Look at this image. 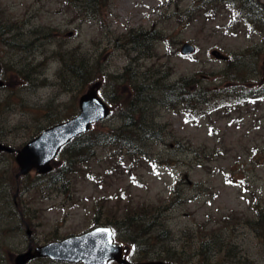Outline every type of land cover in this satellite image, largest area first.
Listing matches in <instances>:
<instances>
[{
  "label": "rangeland",
  "instance_id": "374dc122",
  "mask_svg": "<svg viewBox=\"0 0 264 264\" xmlns=\"http://www.w3.org/2000/svg\"><path fill=\"white\" fill-rule=\"evenodd\" d=\"M215 1L0 0V142L20 149L75 117L93 87L124 100L89 132L90 159L59 183L65 156L50 175L17 179L15 155L0 154V264H14L30 239L43 246L97 226L119 230L131 262L196 255L220 236L240 264H264L250 227L264 209V0H254L262 9L254 26L237 20L246 0ZM185 43L196 54L181 56ZM193 77L191 93L202 89L208 103L175 105L166 87ZM125 104L141 112L135 152L99 138L124 126ZM128 217L155 224L152 237L130 242L119 226Z\"/></svg>",
  "mask_w": 264,
  "mask_h": 264
},
{
  "label": "water",
  "instance_id": "95a60500",
  "mask_svg": "<svg viewBox=\"0 0 264 264\" xmlns=\"http://www.w3.org/2000/svg\"><path fill=\"white\" fill-rule=\"evenodd\" d=\"M183 56L195 53L190 44L182 47ZM218 59H225L220 53H214ZM5 86L0 75V89ZM81 114L76 118L44 131L39 137L30 141L22 149L15 150L0 142V153H16V163L20 168L17 179L29 175L33 170L40 175H47L52 170V162L61 149L75 138L88 133L91 127L110 115V108L100 98L98 90L93 88L79 101ZM28 236H31L29 226ZM50 259L54 262L68 264H171L163 261L133 263L124 256L123 246L114 243L111 228L98 227L80 236H73L63 241L29 249L19 254L14 264H30L36 259Z\"/></svg>",
  "mask_w": 264,
  "mask_h": 264
},
{
  "label": "trees",
  "instance_id": "16d2710c",
  "mask_svg": "<svg viewBox=\"0 0 264 264\" xmlns=\"http://www.w3.org/2000/svg\"><path fill=\"white\" fill-rule=\"evenodd\" d=\"M211 2H216L215 0H210ZM205 2V0H203ZM206 4V3H205ZM239 13L237 16V20H240L241 18L243 20H240L242 24L246 23L249 26H254L259 21V17L262 14V9L260 4L256 3L254 0H246L243 1L238 9ZM141 35H145V33H141ZM139 41H142L143 38L138 39ZM136 42V41H135ZM235 63V58H232V60L229 61V66L233 65ZM70 69H72L73 73L75 75H83L89 77L91 74V69H86L83 67H73L70 66ZM240 75L236 77V83L235 85H240L239 81ZM119 79V78H115ZM197 80L196 77H193L192 79H183L180 82L176 83L175 85L166 87L167 90H170L169 93L173 94L175 93V97H173V101L175 99V105H186L187 107H193L192 105H195V103H199V105H205L207 102L202 89H199V92L197 94L191 93V88L193 83ZM111 85H113V82H111ZM231 85V84H229ZM118 86V85H117ZM191 86V87H189ZM240 87V86H239ZM111 107L114 108V105H117L119 102H123V98H117L115 103H111V100L105 99ZM135 104V103H133ZM136 105V104H135ZM190 105V106H189ZM137 107V106H136ZM124 108H127V105L125 104ZM125 110V109H124ZM139 114V109H131L128 107L125 112L123 113L122 119L126 122H130V126L132 127L131 130H128L126 135L124 130L127 128L124 126L118 128L114 131V133H105L104 135L100 134L99 138H108L113 141L117 140L121 146L127 145L128 149L132 152H135V150H138V146L135 143L136 140H138L137 136L144 132V128L135 122V118H133L134 114ZM59 123V122H58ZM55 123V124H58ZM54 124V125H55ZM43 131V130H42ZM41 131V132H42ZM92 134L88 133L85 134L78 139L72 141L68 146H66L62 150L61 156H65V162L63 167L61 168V171L59 172L60 175H57L54 179V183L61 182L65 176L71 174L75 171L77 168V165L81 163L87 162L90 157L93 155V149L91 147L88 151L85 149L86 140L90 141ZM85 140V141H84ZM84 141V142H83ZM93 142V141H91ZM92 146V145H91ZM57 166V162L54 164V169ZM256 214L254 221L250 222V227L254 231L255 235L259 239V241L264 244V209H261L259 206L255 208ZM141 219L135 220V217H128L127 220L124 222H121L119 226L123 231L128 233L129 235H134L138 233H144L149 228L154 226L155 224H143L140 223ZM117 229V228H116ZM116 232L118 233L119 230L117 229ZM148 232V231H147ZM146 232V233H147ZM148 234V233H147ZM224 243V247H223ZM234 245L230 243L228 240H225L222 237H217L215 240L209 242H204L201 244L198 253L196 255H193L190 251H179V253H172L167 252L165 255H158L157 260L171 262L175 264H214L213 259L209 260L208 254L213 255V253H216L218 255L223 256V260L218 262L217 264H240V262H237L233 255ZM218 251V252H217ZM195 257H198V260H195ZM145 258V257H144ZM238 259V258H237ZM144 260V259H142ZM40 262H49L53 264H63V263H55L47 259H40L38 260Z\"/></svg>",
  "mask_w": 264,
  "mask_h": 264
},
{
  "label": "bare ground",
  "instance_id": "6f19581e",
  "mask_svg": "<svg viewBox=\"0 0 264 264\" xmlns=\"http://www.w3.org/2000/svg\"><path fill=\"white\" fill-rule=\"evenodd\" d=\"M130 125H131L130 122H126V124H125V127H127L126 129L131 130L132 127ZM155 227L156 226L154 225L151 228H149L147 230L148 232L146 231L148 234L146 232H144V233H138V234H134V235H128L127 237L129 238L130 242L139 243V241H141L145 238H151Z\"/></svg>",
  "mask_w": 264,
  "mask_h": 264
}]
</instances>
